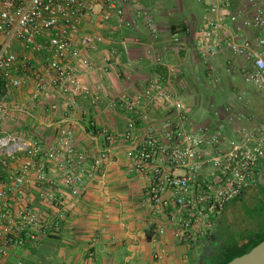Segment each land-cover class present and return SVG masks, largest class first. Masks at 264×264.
<instances>
[{
    "label": "built area",
    "instance_id": "built-area-1",
    "mask_svg": "<svg viewBox=\"0 0 264 264\" xmlns=\"http://www.w3.org/2000/svg\"><path fill=\"white\" fill-rule=\"evenodd\" d=\"M243 1V8L235 10L232 0H213L195 46L206 62L229 46L233 70L264 96V0ZM121 2L0 0V264H24L23 254L60 231L69 198L81 196L103 166L117 160L112 147L118 141L134 145L130 169L147 181L145 196L153 212L180 227L186 244L209 235L226 206L259 184L264 172V114L255 113L246 92H240L236 96L241 105L225 106L223 122L197 123L183 98L168 89L178 74L168 65L165 77L152 79L142 91L122 92L109 103L111 110L129 114L123 132L89 120L90 133L102 137L90 165L89 154L76 144L74 128L60 131L49 149L37 136L4 129L3 101L11 88L32 85L35 100L59 95L63 102L51 104L54 112L61 106L76 107L80 96L100 103L83 78L84 70L93 68L84 51L98 50L104 37L86 32L84 24L89 19L96 25L116 20L135 29ZM146 24L156 35L153 20L147 18ZM190 32L186 28L174 33L173 42L181 48ZM34 55L43 56L41 65ZM163 60L157 57L158 64L164 65ZM156 103L167 112L160 124L151 122L148 110ZM140 123L147 124L142 137ZM35 195L52 212L37 206ZM167 253L163 248L154 258L163 260Z\"/></svg>",
    "mask_w": 264,
    "mask_h": 264
},
{
    "label": "crops",
    "instance_id": "crops-1",
    "mask_svg": "<svg viewBox=\"0 0 264 264\" xmlns=\"http://www.w3.org/2000/svg\"><path fill=\"white\" fill-rule=\"evenodd\" d=\"M212 1L197 0L202 8L201 13L197 14L187 12L184 0H122L126 18L132 20L136 26L133 30L121 26L116 20L101 25H96L93 19L87 20L84 30L96 31L104 37V42L99 45L98 50L84 51V54L92 58L93 68L84 70L83 78L94 94L101 98L100 103L94 105L89 98L80 96L76 107L65 110L61 106L59 113L55 112L56 116L46 121L44 117L39 118L41 112L43 116L46 114L41 106L50 108L53 103L62 105L63 100L59 95L50 94L35 100L32 85L19 89L11 88L9 98L3 101L4 129L17 132L10 128L8 120L23 113L29 117L32 126L37 125L43 130L42 133L47 135L43 137L45 138L43 142L49 149L56 144L57 132L69 127L74 128L76 144L89 154L90 165L99 154V142L102 137L90 133L87 128L89 120H97L100 126L107 127L112 132H123L129 114L124 110H111L109 103L122 92L142 91L152 79L165 77V65L175 67L178 73L176 80L171 85L167 84L168 89L183 98L191 117H195L197 113L194 111L195 103L187 102V95L182 93L187 82L192 81L196 83L195 86L202 83L218 86L222 78L216 77L215 70L219 65L222 66L219 62L220 57L225 61L228 71L235 72L233 52L229 46L223 52L210 56L207 62L195 46L199 38V27ZM232 1L235 10L243 8V0ZM172 3L178 6H173ZM147 18H151L158 28L156 35L152 34L146 24ZM186 25L191 32L190 35L183 37V45L180 48L173 42L172 36L176 32H184L185 29H179ZM224 36L228 37L227 34ZM158 56L163 57L164 65L157 63ZM33 58L39 65L44 61L42 55H34ZM191 66L200 70L198 74L194 73L192 78ZM228 80L233 89L232 78ZM224 108L225 106H222L202 122L209 119H211L209 123L221 122L225 119ZM148 110L151 122L160 124L167 117V112L160 104H151ZM146 125L140 123L139 137L144 135ZM133 146L132 143L122 141L113 144L117 160L105 164L81 196L69 198L67 217L60 231L44 237L38 246V252L35 253L31 248L25 253V258H30L31 254L33 258L50 254L48 250L43 253V249H47V245L53 239L55 242L59 241L62 246L64 264H192L187 259L184 248L195 247L198 244L205 247L206 244L198 242L204 237L186 244L181 238L180 227L167 216L156 215L153 212L145 196L147 181L129 166L128 156ZM253 191L258 190L252 189L248 194ZM34 202L37 206L52 212V209L40 203L37 195ZM236 202L238 200L228 205L226 215L231 205ZM160 229H164L165 233L159 235ZM85 243L87 246L84 247ZM155 243L168 251L163 260L154 258L158 251L154 249ZM55 247L56 244L54 249ZM202 260L201 264H207L205 258ZM15 261L13 257L11 262Z\"/></svg>",
    "mask_w": 264,
    "mask_h": 264
},
{
    "label": "rangeland",
    "instance_id": "rangeland-1",
    "mask_svg": "<svg viewBox=\"0 0 264 264\" xmlns=\"http://www.w3.org/2000/svg\"><path fill=\"white\" fill-rule=\"evenodd\" d=\"M184 7L187 10V12H195L197 14H200L202 11L201 4L197 2V0H184ZM174 6H178L175 3H172ZM188 16L190 14H187ZM219 62L222 64L217 67L215 70V75L221 76L222 81L218 84V86L212 85V84H200L195 86L196 83L192 81H188L187 85L185 86L184 91L182 93L186 94L187 102L189 103H195L194 111H196L195 117L192 118L196 121H205L207 117H209L211 114H215V112L221 108L222 106H227L232 103H237V106H240L241 103L237 101V94L240 92H246V97L251 101V105L255 106V102L252 100L251 95L249 94L250 85L244 83L242 76L237 72L228 71L227 66L225 64V61L222 57H220ZM195 70V72H194ZM198 67H192L190 68V77L192 78L194 73L199 72ZM202 72V70H201ZM229 78H232L235 87V90H231ZM43 110H45L46 114L43 116L42 112L40 113L39 118H43L47 121L48 118L51 119V117L56 116V113L51 110V108H46L45 105L41 106ZM49 120V119H48ZM4 123V121H3ZM8 123L10 124V128L12 130L16 131H22L38 136L41 140H44L47 135L42 133L43 130H41L37 125L32 126V122H30L29 117L25 116V114H18L14 115L10 120H8ZM257 194L258 191H253L244 197L236 203H233L234 205H231L230 211L227 213L228 216V225L222 227V229L226 232H231L233 235H240L244 232H251L256 229H259L260 224L257 222H251L247 219V217L244 215V211L242 207L244 206H250V203H254L255 205H259L257 203ZM253 207V206H252ZM231 240V239H230ZM159 243V242H158ZM155 243V250H161L160 244ZM54 244H56V247L54 249ZM87 246V243L84 244V247ZM45 250H48L50 254H47L45 256H42L40 258H34V260L37 262V264H64V258H63V250L62 246L59 243V241H54L51 239L50 243L47 245V249H43V253ZM46 252V251H45ZM185 254H187V259L192 264H201L203 258H207L205 254V248L202 244H198L195 247L191 246H185L184 248ZM51 255V256H50ZM50 256V257H49ZM45 257V258H44ZM49 257V258H48ZM25 263V262H24Z\"/></svg>",
    "mask_w": 264,
    "mask_h": 264
},
{
    "label": "trees",
    "instance_id": "trees-1",
    "mask_svg": "<svg viewBox=\"0 0 264 264\" xmlns=\"http://www.w3.org/2000/svg\"><path fill=\"white\" fill-rule=\"evenodd\" d=\"M177 27H175L174 32H176ZM187 25L183 27V30L186 29ZM235 85H233V89L235 90ZM249 89V94L251 95L252 100L255 102V106H252V110L257 114H264V96H260L258 91L252 86ZM231 88V87H230ZM211 122L209 119L206 122H199V124H206ZM60 131V128H57ZM59 134V132H57ZM38 137V136H37ZM39 138V137H38ZM249 191H244L241 197L246 195ZM236 198L233 201H240V198ZM257 203L259 205H255L254 203H250V206L242 207L244 211V215L251 222H257L260 224L259 229H256L251 232H244L238 236L233 235L231 232H226L222 229L223 225L226 226L228 224V216L226 215V211L228 205L222 214L219 216L218 221L216 223V227L214 230L207 235L206 237L199 239V243L212 244L211 250L209 252H205L207 264H228L235 258H238L248 252H250L253 248L258 246L264 241V190H259L257 194ZM253 206V207H252ZM226 224V225H225ZM53 237V236H52ZM231 239V240H230ZM39 247L32 248L35 253L38 252ZM33 253V252H32ZM36 256H38L36 254ZM24 264H37V262L33 258V254H31L30 258H25V254L22 255Z\"/></svg>",
    "mask_w": 264,
    "mask_h": 264
},
{
    "label": "water",
    "instance_id": "water-1",
    "mask_svg": "<svg viewBox=\"0 0 264 264\" xmlns=\"http://www.w3.org/2000/svg\"><path fill=\"white\" fill-rule=\"evenodd\" d=\"M228 264H264V241L250 252L235 258Z\"/></svg>",
    "mask_w": 264,
    "mask_h": 264
},
{
    "label": "flooded vegetation",
    "instance_id": "flooded-vegetation-1",
    "mask_svg": "<svg viewBox=\"0 0 264 264\" xmlns=\"http://www.w3.org/2000/svg\"><path fill=\"white\" fill-rule=\"evenodd\" d=\"M256 188H257L258 191L262 190V189L264 190V172L261 173L260 179H259V184H258V186ZM211 247H212V244H207V248L204 247L205 248V252H209L211 250Z\"/></svg>",
    "mask_w": 264,
    "mask_h": 264
}]
</instances>
